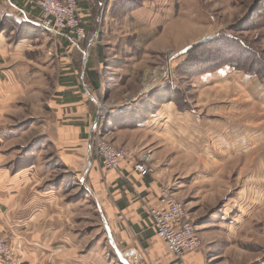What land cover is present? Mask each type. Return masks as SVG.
Returning <instances> with one entry per match:
<instances>
[{"label": "crops", "instance_id": "0c3cea01", "mask_svg": "<svg viewBox=\"0 0 264 264\" xmlns=\"http://www.w3.org/2000/svg\"><path fill=\"white\" fill-rule=\"evenodd\" d=\"M77 2L87 31L80 45L41 28L39 9L24 0H0V235L17 239L14 264H120L107 232L116 249L132 251L139 264H246L244 228L264 223L262 86L254 83L257 93L251 92L252 82L229 68L192 78L205 115L193 106L181 110L169 83L166 92L162 83L128 99L117 84L143 70L149 51L141 47L148 41L136 37L129 49H103L109 38L100 32L96 45L95 30L114 20L99 17L100 0ZM145 7L124 20L149 25V17H141ZM102 105L106 120L97 118ZM95 133L118 145L146 135L165 159L179 161L180 152L201 159L193 165L202 172L196 179L205 182L206 198L222 205L212 229L201 231L197 251L177 260L155 237L148 210L158 206L167 171L142 178L123 163L116 172L102 171L92 156ZM226 157L236 161L224 163ZM225 165L240 170L234 192L229 181L222 189L214 182Z\"/></svg>", "mask_w": 264, "mask_h": 264}, {"label": "rangeland", "instance_id": "374dc122", "mask_svg": "<svg viewBox=\"0 0 264 264\" xmlns=\"http://www.w3.org/2000/svg\"><path fill=\"white\" fill-rule=\"evenodd\" d=\"M56 1L63 4L66 0ZM100 1L103 3V7L97 12L99 17H108L114 21L108 22L106 26H99L95 30L96 33L93 40H95L96 45L99 43V35L102 31L109 38V43L101 44L103 49L107 51L114 44H116V48L129 49L131 42L136 37L141 41H148L146 46L144 44L141 47V49L149 51V61L143 66V70L135 74L134 79L128 83L122 81L117 84L121 87L119 92L127 96L128 99L133 97L137 100L142 92L141 90L158 87L162 83L166 84L168 81H162L170 79L174 85V88H172L173 94L178 101L179 108L184 111L193 106L195 110L205 115L206 109L202 106V103L205 102L204 97L199 96L198 92L191 87L190 80L192 78L190 76L192 74L203 72L222 64H228L222 66L219 70L229 68L238 71L236 67H240L245 70L251 69L249 71L259 72L264 76V0ZM24 3L31 5L27 0H24ZM107 3H110L109 8H106ZM144 3H146V9L141 17L146 18L148 16L150 19L149 25H136L124 20L127 19L128 13L140 8ZM77 4L78 2L75 0L73 16L79 24V29L83 30V38L78 40L68 36L80 45L86 42L87 31L82 23V18L79 17L80 11H77ZM137 5L138 8L130 11ZM31 6L39 9L41 18L42 11L40 8L36 5ZM136 45L140 47V43ZM189 48L191 49L186 55L184 52ZM178 66H180L179 69ZM242 73L247 77V82H252L249 86L251 92L255 90L257 93V86L254 88V83L257 82L262 86L261 97L264 99V83L259 81V78L254 73L247 74L248 72L246 73V71H242ZM167 86L169 89L170 86ZM98 109V120H106L107 111L100 110V106ZM248 122H246L247 127H253ZM259 125L263 127L262 122ZM260 126L258 130H260ZM97 139L116 150L133 151L135 163L146 164L150 169L149 176L152 175L154 177L153 173H165L167 171V175L161 182L163 184H159V190L161 188L168 189L171 195L182 205L185 213H190V216L194 218L196 222L194 224L188 218L187 220L196 226L202 245L201 231L208 229L206 228L207 226L210 228L209 231L212 229L210 226L212 224V215L219 211L222 200L215 202V200H211L213 198H206L205 182L196 179L197 175L195 172L198 173V177H202V172H200V169L194 168L193 165L194 163L195 165L198 162L200 163L201 159L200 161H191L184 157L181 152L178 155L176 154V159H179V161L175 162V160L165 159L167 154H157L155 147L158 143H151V138H147L146 135L137 139L128 137L127 140L131 142L130 144L118 145L105 139L102 134L95 133L91 138L92 156L99 168L105 172L118 171L121 169L122 163L131 164L134 169L135 163L131 159H125L120 162L116 170H104L95 155L94 142ZM235 159L236 157H226L222 161L228 164L233 160L236 161ZM241 165L242 162L240 163V169ZM163 166H167L169 169L167 167L163 168ZM238 169H229L226 165L225 169L221 168L220 175L222 177L218 175V179L214 181L217 185H220L219 189H222L221 184L225 180L230 182V192L231 190L233 192L236 190L237 181L241 178L238 175L240 172ZM244 230L248 232L247 235H244L245 239L243 241V248H245L247 253L246 264L256 259L259 260H256L257 263L255 264H264V223L258 225V223L253 222L251 225H247ZM14 245L13 248L15 250ZM111 252L114 256L113 249H111ZM248 257L251 258L248 259Z\"/></svg>", "mask_w": 264, "mask_h": 264}, {"label": "built area", "instance_id": "2783aa9c", "mask_svg": "<svg viewBox=\"0 0 264 264\" xmlns=\"http://www.w3.org/2000/svg\"><path fill=\"white\" fill-rule=\"evenodd\" d=\"M27 1L42 11L39 26L44 30L64 31L67 35L78 40L83 38V30L79 29V24L73 16L75 0H66L63 4L56 0ZM164 81H168L170 85L173 83L170 79ZM100 110L106 111V107L100 106ZM94 143L95 155L104 170H116L120 162L125 159H131L135 163L133 151L116 150L98 139ZM134 171L142 178H146L150 174V169L142 163H135ZM148 214L155 237L163 243L166 256L182 260L201 247L196 227L189 223L182 205L168 189L161 188L159 190L158 206L151 207ZM15 242L16 237L13 234L0 236V262L2 264H14L17 261V255L13 248ZM140 260L139 256L134 255L131 264H139Z\"/></svg>", "mask_w": 264, "mask_h": 264}, {"label": "trees", "instance_id": "16d2710c", "mask_svg": "<svg viewBox=\"0 0 264 264\" xmlns=\"http://www.w3.org/2000/svg\"><path fill=\"white\" fill-rule=\"evenodd\" d=\"M136 8H138V5L137 6H135V7H133L130 11H132V10H134V9H136ZM191 48H189V49H187L184 53L187 55V52L190 50ZM187 60V59H186ZM185 60V61H186ZM184 61V62H185ZM183 62V63H184ZM225 65H228V64H222V65H219V66H217V67H214V68H211V69H209V70H205V71H203V72H198V73H196V74H192L191 76H190V78H194V77H197V76H201V75H204V74H208V73H211V72H216V71H218L222 66H225ZM180 68V66H178V69ZM236 69H238V71H240V70H242V71H246V73L247 74H250V73H254V75L255 76H257L258 78H259V81H261V82H263L264 83V76L263 75H261L259 72H255V71H249V70H251V69H249V70H245V69H243V68H237L236 67ZM241 71V72H242ZM163 88L161 89V91H167V90H169L168 89V86L167 85H165L164 84V86H162Z\"/></svg>", "mask_w": 264, "mask_h": 264}, {"label": "water", "instance_id": "95a60500", "mask_svg": "<svg viewBox=\"0 0 264 264\" xmlns=\"http://www.w3.org/2000/svg\"><path fill=\"white\" fill-rule=\"evenodd\" d=\"M106 236H107V239H108V241H109L111 247H112L113 250H114V253H115L116 257H117L118 260H119V263H120V264H131L129 260H130V258L133 256V252H132V251H128V252H126V253H121L120 251H118V250L116 249V247H115V245L113 244V242H112V240H111L110 235H109L108 232H107V235H106Z\"/></svg>", "mask_w": 264, "mask_h": 264}]
</instances>
